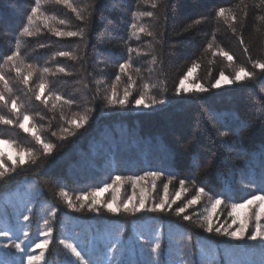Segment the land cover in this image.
Segmentation results:
<instances>
[{"label": "trees", "instance_id": "trees-1", "mask_svg": "<svg viewBox=\"0 0 264 264\" xmlns=\"http://www.w3.org/2000/svg\"><path fill=\"white\" fill-rule=\"evenodd\" d=\"M69 2L85 10L83 21L65 5L50 0L42 4L41 11L55 16L50 24L61 30L83 29V40L53 36L43 27L42 19L36 21L41 29L36 36L19 37L26 25L25 13L34 6V0H0V74L12 88L11 93L5 92V98L17 99V105L23 106L20 111L32 117L29 128L55 145L45 155L31 135L15 125H0V139L10 140L18 150H31L38 157L35 164L7 163V169L15 167V171L0 179V202L30 180L44 201L55 204L56 216L50 221L53 242L44 264H67L69 254L58 243L64 236L85 249L86 258L99 264H264V243H244L201 227L210 210L208 196L180 216L175 211L193 196L195 183L205 187L210 196L226 199L213 216V227L232 231L230 203L264 193V71L252 67L253 61H264V20L260 19L264 5L260 0H161L158 8L152 9L140 0ZM220 8L226 10V17L217 15ZM136 11H153L155 17L137 21ZM229 11L237 15L234 24L227 19ZM61 19L66 23L59 24ZM196 20L201 22L196 24ZM132 22L138 27L148 25L154 35L134 36ZM188 25L192 27L185 31ZM17 38L22 41L24 63L37 69L27 85L23 76H17L3 61L14 50ZM129 47L140 51L131 54L128 73H121L119 64L129 58ZM221 48L233 56L232 62L216 54ZM59 51H75L79 59L60 57ZM153 59L157 63L153 64ZM193 63L200 65L194 81L207 88L206 92L180 88ZM240 66L256 75L211 87L221 71L232 79ZM44 67L56 74H42ZM58 67H64L68 74L57 72ZM129 74L135 85L129 89L127 106L109 105L106 96L111 86L117 84V93L123 98ZM42 75L49 87L38 101L36 84ZM117 75L121 77L119 83ZM144 83L154 85L149 95L164 102L145 108V100L137 107L135 100L144 92ZM0 91H4L2 81ZM53 92L73 103L64 104L54 96L43 103ZM2 105L0 101V115L15 120L17 114ZM83 115L88 116V122L82 128L69 123ZM217 129L228 131L229 136H220ZM150 171L163 174L154 181L147 175ZM116 175L124 177L123 184L115 186L121 191L118 204L135 194L129 209L144 199L143 209L135 214H116L104 208L89 211L87 206L74 211L59 196L64 190L79 203L77 196L92 193ZM141 176L144 179L136 183ZM181 179L186 181L187 192L171 205L172 211L147 210L160 201L165 184L169 198H173ZM141 186L145 189L142 198ZM111 196L109 192L97 199L104 203ZM8 208L0 203L2 232L17 225L16 217L5 214ZM183 215H190L192 220H184ZM41 218L36 211L30 223L37 226ZM156 242L161 244L159 256L151 252ZM22 258H27L24 253L0 246V264H23Z\"/></svg>", "mask_w": 264, "mask_h": 264}, {"label": "snow or ice", "instance_id": "snow-or-ice-1", "mask_svg": "<svg viewBox=\"0 0 264 264\" xmlns=\"http://www.w3.org/2000/svg\"><path fill=\"white\" fill-rule=\"evenodd\" d=\"M44 2H48V0H34V6H31L28 11H26V25L22 27V29L19 31V37H34L36 36L40 31V26L37 25L36 21L42 19L43 27L46 28L53 36L58 38H73V37H79L81 40L84 38V30H61L52 24H50V20H56L55 16H49L41 11L42 4ZM50 2H54L56 4H63L67 8H69L73 13H75L77 19L84 20L85 15L84 9H78L76 6H74L72 3L69 2V0H50ZM140 2L144 4H150L152 9L158 8V6L161 3V0H140ZM261 5H264V0H260ZM91 7V5H89ZM246 7V6H245ZM88 16H91V12L87 13ZM217 15L219 17H226V10L224 8H220L217 12ZM134 16L137 21H139L143 17H149L154 18L155 13L153 11H136L134 13ZM247 16V12H244V17ZM228 20H231V22L234 24L237 22V15L235 12L229 11ZM261 20H264V16L260 17ZM201 21L196 20L194 23L199 24ZM59 24L63 25L66 23L65 20L61 19L58 21ZM231 27V24L229 25ZM131 29L133 30V35L138 36V34L143 33L147 36H153L154 33L150 30L148 25L141 24L137 25L136 22H132L130 24ZM192 25H188L185 28V31H187L189 28H191ZM235 33V28L232 29ZM22 41L17 38L14 45V50L11 52V54L6 55L3 57V61L5 64H10L16 71L17 76H23V83L25 85L28 84L29 79L36 74L37 69L32 64H25L23 57L21 56L20 47H21ZM240 43L243 44L244 40L243 37H240ZM44 45H41L43 47ZM151 47V45H149ZM209 48L212 47L211 44L208 45ZM139 49L136 48H127V52L129 54V58L124 62L119 64V71L121 73H128L129 69L132 68V61H131V54L133 52L139 54ZM245 52L248 51L247 47L244 49ZM217 55L222 56L226 61L232 62L233 56L230 55L227 51L223 50L222 48L216 53ZM60 57H67L72 60H77L79 57L76 55L75 51H59L57 53ZM153 64L157 63L156 59H153L151 61ZM200 65L198 63H193L192 66L187 70V73L184 77V79H187L190 77L194 71H196ZM253 69H259L261 71H264V61L262 60H255L252 62ZM24 69H27V74L24 75ZM42 74H52L55 75V72H51V70L47 67H44L42 70H40ZM57 72L68 74L66 72V69L64 67H58ZM138 72L139 69H136ZM256 75L255 72H249L245 67L240 66L238 67L233 76L232 79L229 80V77L225 75L223 71H221L218 75V78L215 80L214 83H212V88H219L221 80H228L229 83H234L241 81L243 78L252 79ZM121 77L119 75L116 76L115 80L116 83L120 82ZM128 87L124 89L123 92V98L118 99V93L116 89V84H113L110 88L109 94L106 96V100L109 105H115L119 104L121 106H127L128 103V96L130 95L129 89L135 85V80L133 77L129 74L128 77ZM0 81L3 82V89L4 91H0V101H3V107H7L10 112L16 113L15 120L11 118H6L4 115H0V125H15L24 132L31 135L35 142L42 147L43 154L47 155L50 154L55 147L50 142H46L41 135L38 133V131L32 130L29 127H26V124H29L31 122L32 117L27 112H21L20 109L23 107L22 105H17V99H11L10 101L5 98V92L11 93L12 88L9 85V81L5 79V77L0 74ZM183 84V80L181 81V85ZM49 87L48 81L43 78V75L41 76L39 82L36 84V94L35 99L41 100L42 94L45 92V90ZM144 92L139 95V97L135 100V105L139 107L145 100H147V103H143V106L145 108L151 107L153 104L156 103H163V100H155L153 99L149 93L151 91V88L154 87V85H150L148 83H144ZM196 91L198 92H206L208 91L207 88L202 86H197ZM53 96L55 97L56 101H62L64 104H72L73 101L64 99L62 96L52 93L49 95L46 99L43 100V103H47L48 100L52 99ZM55 106V105H53ZM88 122V116L83 115L77 117H73L71 121H69L70 124H73L76 126V128H82L85 124ZM245 126H247L245 124ZM64 131H68L67 129H64ZM217 132L220 136L227 137L229 136L228 131H219L217 129ZM71 134H75L72 132ZM238 135V132L236 133ZM0 143H12L10 140L0 139ZM21 159L19 161L20 165H24L27 162H31L32 164L36 163V160L38 159L37 156L33 154L31 150H19ZM28 157V160L24 159V156ZM2 156V154H0ZM196 167H199V164L196 165ZM0 179H4L5 176L9 171H15V167H12L11 169L4 168V165L2 162H0ZM163 173L159 171H150L147 173L148 176H151L153 180L159 179L160 176ZM144 177H137L136 183H139L140 180H143ZM191 179V177L189 178ZM124 181V177L120 175H116L114 179L110 182L105 184L102 187H97L95 191L92 193H86L82 194L80 196L76 197V201H80L79 203L74 202L71 195H69L68 192L61 190L59 192L60 198L67 204L69 208H72L74 211H83L85 207L87 206L89 211H100V208L106 209L108 212L119 214L120 212H131L132 214H135L136 212L140 211L145 207V201L144 199H140L138 204L133 205L131 209H129L128 205L132 203V200L134 199V194L132 196L126 197V199L122 203H117L119 196L118 195H112L109 200H106L104 203H101L97 197L109 193L114 190L116 185H122ZM171 183V179L168 181V184ZM168 184H165L163 186V196L161 197L159 202H154L151 208H148V211L151 212H164V211H172L171 205L175 204L178 200L181 199L182 194L187 192V188L185 187L186 181L184 179H181L179 181V189L175 192L173 198H169V189ZM153 188H155V183H153ZM193 187L196 188L195 193L193 196L186 201V203L178 207L176 211V215L180 216L183 213H185L187 208L192 207L193 205H197L202 197L208 196V199L210 201V210L209 214L204 216V223L201 225V227H204L205 230L209 233H212L215 231L218 234L225 235V236H231L234 239H245V237L248 240L251 241H264V229L261 228L260 221L264 219V193L262 194H253L251 198H245L236 202H231V212L229 215H233L238 213L240 210L245 208H256V211H253L251 215L247 217V219H241L239 216L236 217L232 221V223H236L239 221L240 227L229 231L227 229H224L221 231V227H216L214 229L213 227V216L217 214V209L220 205L226 204V199H221L217 197L210 196L208 192H206L205 187L203 186H197L195 183H193ZM86 203L85 202H88ZM117 204L116 208H113V205ZM167 205V207H166ZM258 206V207H257ZM45 212V215L42 217L43 219V228L41 231L37 232V237L42 236L43 239H36V240H29V232L27 230H23V237L24 239L21 240L19 243L13 241L10 245V247H14L18 251L24 253V255L27 257V264H41V262L44 261L45 252L48 250L49 246L53 242V228L51 226V218L56 216V206L55 204L49 205L47 201H45L42 205V209ZM27 213V214H25ZM22 219L27 222L30 220L32 213L31 207H26L24 212H21ZM182 218L187 221H191L192 217L190 215H183ZM254 219L255 221V227L254 230L251 233H248V225L249 222H251ZM38 222V221H37ZM3 235L5 237L9 236L8 231H4ZM25 241H29L28 244H25ZM58 243L63 246L64 249L67 250V253L69 254V259L67 261V264H99L98 261L87 257V252L85 249L81 248L77 243H75L71 238L64 236L58 240ZM31 248V253H36V250L39 249L38 254H30L26 249ZM161 249V244L159 242H156L154 247L151 248V252L159 256ZM75 258L74 260L72 258ZM23 260V258H22ZM107 264V262H106Z\"/></svg>", "mask_w": 264, "mask_h": 264}, {"label": "rangeland", "instance_id": "rangeland-1", "mask_svg": "<svg viewBox=\"0 0 264 264\" xmlns=\"http://www.w3.org/2000/svg\"><path fill=\"white\" fill-rule=\"evenodd\" d=\"M194 75H195V71L193 72V74L188 77L187 79H183V84L180 86V88L184 91H192V90H196L197 86H201L200 84L195 83L194 81ZM229 80H231L229 78ZM231 83H229L228 80H221L220 82V86H226V85H230ZM116 88H117V84H116ZM126 88V87H125ZM131 89V88H130ZM118 99H122L120 95H118L117 97ZM30 124V123H29ZM29 124H26V127H29ZM32 130H34L33 128H30ZM0 154H2V156H0V162L3 163L4 168H7V163L10 162V164L12 165H16V164H20L19 161L21 159V155L20 152L17 148H15L11 143H0ZM24 159H27V156H24ZM3 170V169H0ZM116 188H114L113 191H111V195H118L120 198V189L115 190ZM144 188L141 186V198L143 196H145L144 194ZM135 195V194H134ZM139 195V193H138ZM119 198V199H120ZM118 199V202H119ZM135 199V196H134ZM134 199L132 200V202L134 201ZM45 201L42 199L41 195H40V191L37 188L36 184L30 180H26L20 189H18L16 192H14L12 195L6 197L5 199L1 200L0 203H3L4 206L9 207V211L7 213H5L6 215H13L16 220V226L13 228V230L11 228H9L7 231L9 233L8 237H5L3 235V230L0 229V246L3 247L4 249H10V250H15V253H21L20 251H18L17 249H15L14 247H10V246H6V245H10L13 241L19 243L21 240L24 239L23 237V230H27L29 232V240H36V239H43L42 236L37 237V232L41 231L43 228V219L41 218V220L39 221L37 226H33L30 223V220L25 222L22 217H21V212H24L26 207H31L32 208V213L33 215H31V218H33L35 212H39L42 214V217L45 215V212L42 209V205ZM117 202V203H118ZM133 204V203H132ZM116 205V206H115ZM117 204L113 205V208H116ZM129 207V206H128ZM258 207V206H257ZM256 208H245L240 210L238 213L233 214V220L236 219L237 216H239L241 219H247V217L249 215H251V213L253 211H256ZM209 212V211H208ZM27 214V213H25ZM209 214V213H208ZM30 224H31V229L34 231V233L32 234V231L30 230ZM261 224V228L264 229V219H262L260 221ZM235 226V229L240 227L239 221H237L236 223H233L232 226ZM6 227V226H5ZM255 227V221L254 219L249 222L248 225V233H251L254 230ZM105 233V230H104ZM12 238V239H11ZM95 239L99 238V235H94ZM107 238V237H104ZM100 240L104 243L105 240L103 238H101L100 236ZM29 241H25V244H28ZM241 242L244 243H264V241H260V240H256V241H251L248 240L246 237L245 239H242ZM114 250V248H113ZM27 251L30 254H38L39 253V249L36 250V253H31V248H27ZM47 251L45 252L46 255ZM73 260L75 259L74 257L72 258ZM45 263V257H44V261L41 262V264ZM23 264H27V258H25L23 260ZM107 264H117L116 261H112V262H108Z\"/></svg>", "mask_w": 264, "mask_h": 264}]
</instances>
